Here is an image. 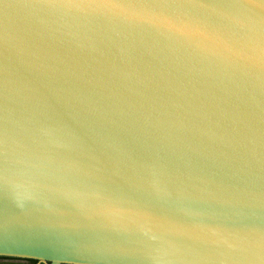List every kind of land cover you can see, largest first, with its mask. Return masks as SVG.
<instances>
[{
  "label": "water",
  "instance_id": "95a60500",
  "mask_svg": "<svg viewBox=\"0 0 264 264\" xmlns=\"http://www.w3.org/2000/svg\"><path fill=\"white\" fill-rule=\"evenodd\" d=\"M0 256L264 264V0H0Z\"/></svg>",
  "mask_w": 264,
  "mask_h": 264
},
{
  "label": "flooded vegetation",
  "instance_id": "af4514ba",
  "mask_svg": "<svg viewBox=\"0 0 264 264\" xmlns=\"http://www.w3.org/2000/svg\"><path fill=\"white\" fill-rule=\"evenodd\" d=\"M0 264H50V262L35 258L0 256Z\"/></svg>",
  "mask_w": 264,
  "mask_h": 264
},
{
  "label": "snow or ice",
  "instance_id": "6c2138e0",
  "mask_svg": "<svg viewBox=\"0 0 264 264\" xmlns=\"http://www.w3.org/2000/svg\"><path fill=\"white\" fill-rule=\"evenodd\" d=\"M33 198L30 197V196H25V195H22V194H17L16 197L14 198V203H18V206L20 208H23L26 206L25 202L26 201H30L32 200Z\"/></svg>",
  "mask_w": 264,
  "mask_h": 264
}]
</instances>
